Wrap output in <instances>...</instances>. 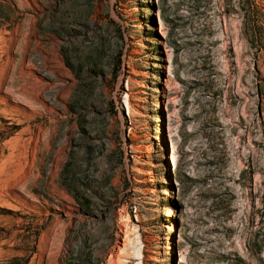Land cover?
Returning <instances> with one entry per match:
<instances>
[{"label": "rangeland", "instance_id": "obj_1", "mask_svg": "<svg viewBox=\"0 0 264 264\" xmlns=\"http://www.w3.org/2000/svg\"><path fill=\"white\" fill-rule=\"evenodd\" d=\"M5 1L0 264H264V0Z\"/></svg>", "mask_w": 264, "mask_h": 264}, {"label": "trees", "instance_id": "obj_2", "mask_svg": "<svg viewBox=\"0 0 264 264\" xmlns=\"http://www.w3.org/2000/svg\"><path fill=\"white\" fill-rule=\"evenodd\" d=\"M7 10L9 12H13V8L5 0H0V28L11 19L9 16L4 14Z\"/></svg>", "mask_w": 264, "mask_h": 264}, {"label": "bare ground", "instance_id": "obj_3", "mask_svg": "<svg viewBox=\"0 0 264 264\" xmlns=\"http://www.w3.org/2000/svg\"><path fill=\"white\" fill-rule=\"evenodd\" d=\"M45 66V65H44ZM43 66V67H44ZM46 67V66H45ZM52 74L54 75V77H56V74L54 73V72H52ZM57 79V78H56ZM59 95H60V92H58V93H56L55 94V98H54V100H58V98H59Z\"/></svg>", "mask_w": 264, "mask_h": 264}]
</instances>
